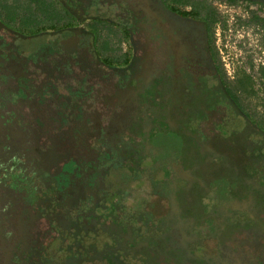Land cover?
<instances>
[{
	"label": "flooded vegetation",
	"instance_id": "af4514ba",
	"mask_svg": "<svg viewBox=\"0 0 264 264\" xmlns=\"http://www.w3.org/2000/svg\"><path fill=\"white\" fill-rule=\"evenodd\" d=\"M47 2L51 28L0 15V264H264V64L229 78L169 0Z\"/></svg>",
	"mask_w": 264,
	"mask_h": 264
},
{
	"label": "rangeland",
	"instance_id": "374dc122",
	"mask_svg": "<svg viewBox=\"0 0 264 264\" xmlns=\"http://www.w3.org/2000/svg\"><path fill=\"white\" fill-rule=\"evenodd\" d=\"M198 1L206 2L216 14L217 21L214 27L215 46L227 76L234 78V80H240L242 75L250 72V66L254 67L253 72L255 74L258 66L262 63L264 64V9L257 3L248 0H228V2L220 0ZM7 2L9 1L0 0V4H6ZM259 2L263 3L264 0H259ZM259 10L260 12H258ZM110 40L116 55H119L127 47L123 40L117 41L115 38ZM68 82V78L61 80L59 87L70 88L71 86H68ZM254 82V94L250 95L246 101L250 105V109L258 115V118L264 119V85L260 84L261 81L257 77ZM190 92L197 99L193 102L198 107L188 106L184 110L187 116L185 121H187L188 125H190V122L192 124L196 123L198 131L195 130V127H192L190 129L191 132L202 135L205 130L198 125V121L201 119L200 113H203L202 109L204 106L202 104L204 102L200 100L201 96L196 93V90H190ZM214 128L216 129V125ZM206 203H208L207 198L204 199L203 205Z\"/></svg>",
	"mask_w": 264,
	"mask_h": 264
},
{
	"label": "trees",
	"instance_id": "16d2710c",
	"mask_svg": "<svg viewBox=\"0 0 264 264\" xmlns=\"http://www.w3.org/2000/svg\"><path fill=\"white\" fill-rule=\"evenodd\" d=\"M6 4H0V15H7L11 17L10 22L11 25L16 26L17 23L25 26V29L38 26L40 29L47 28L48 25L51 28V25H57L56 23H62V20L65 19L63 16V12L58 10V18L54 21L51 17L46 20L49 15H56V11L52 10L51 4L47 2V0H8ZM172 5L178 8H191V12L199 16L202 12L206 13V19L210 22L211 25H215L217 19L215 16V12L210 8L206 2L198 1V0H169ZM4 13V14H3ZM62 15V16H61ZM16 17L21 20L20 22L16 21ZM51 21V22H49ZM57 21V22H56ZM64 24L63 26H65ZM94 33L98 36L99 30L98 28L92 29ZM34 32V31H32ZM240 87H233V92L231 94L236 97L238 93H245V86L242 85V82L239 81ZM252 85V84H250ZM250 91L252 93L253 88L250 86ZM238 102L240 101L239 96L236 97Z\"/></svg>",
	"mask_w": 264,
	"mask_h": 264
}]
</instances>
